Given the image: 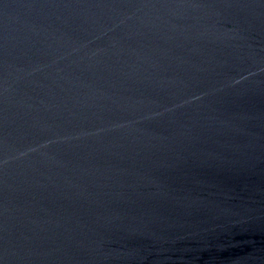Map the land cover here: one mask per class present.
Masks as SVG:
<instances>
[{
  "label": "water",
  "instance_id": "95a60500",
  "mask_svg": "<svg viewBox=\"0 0 264 264\" xmlns=\"http://www.w3.org/2000/svg\"><path fill=\"white\" fill-rule=\"evenodd\" d=\"M0 264H264V0H0Z\"/></svg>",
  "mask_w": 264,
  "mask_h": 264
}]
</instances>
